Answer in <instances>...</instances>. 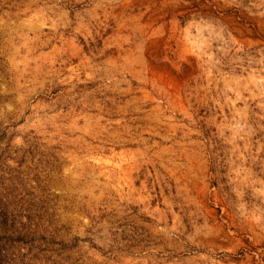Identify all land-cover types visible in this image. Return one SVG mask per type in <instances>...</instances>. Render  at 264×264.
<instances>
[{"label": "rangeland", "instance_id": "obj_1", "mask_svg": "<svg viewBox=\"0 0 264 264\" xmlns=\"http://www.w3.org/2000/svg\"><path fill=\"white\" fill-rule=\"evenodd\" d=\"M0 264H264V0H0Z\"/></svg>", "mask_w": 264, "mask_h": 264}]
</instances>
